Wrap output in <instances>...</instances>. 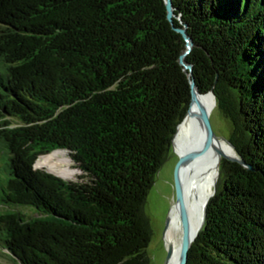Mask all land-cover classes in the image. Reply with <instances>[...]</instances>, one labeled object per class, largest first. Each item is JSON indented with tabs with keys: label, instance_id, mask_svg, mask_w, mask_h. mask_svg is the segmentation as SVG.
Listing matches in <instances>:
<instances>
[{
	"label": "trees",
	"instance_id": "16d2710c",
	"mask_svg": "<svg viewBox=\"0 0 264 264\" xmlns=\"http://www.w3.org/2000/svg\"><path fill=\"white\" fill-rule=\"evenodd\" d=\"M170 2L171 22L163 0H0L4 264H149L142 206L189 101L183 25L249 166L219 159L185 264H264V0Z\"/></svg>",
	"mask_w": 264,
	"mask_h": 264
},
{
	"label": "bare ground",
	"instance_id": "6f19581e",
	"mask_svg": "<svg viewBox=\"0 0 264 264\" xmlns=\"http://www.w3.org/2000/svg\"><path fill=\"white\" fill-rule=\"evenodd\" d=\"M197 104L211 111L214 101L211 94H198L196 101L188 105L186 115L178 125L172 139L173 150L180 155L184 151L198 148L203 139V131L197 117ZM215 148H210L204 154L184 163L178 170V180L181 190L182 203L185 208L189 233L192 235L198 228L201 221V213L207 197L212 191L213 182L216 178V166L219 159V152L232 155L234 152L227 142L219 140ZM178 235L174 238L173 235ZM180 239V223L178 202L171 204L167 217V226L164 230V242L170 247V256L166 264H176L178 245Z\"/></svg>",
	"mask_w": 264,
	"mask_h": 264
},
{
	"label": "rangeland",
	"instance_id": "374dc122",
	"mask_svg": "<svg viewBox=\"0 0 264 264\" xmlns=\"http://www.w3.org/2000/svg\"><path fill=\"white\" fill-rule=\"evenodd\" d=\"M209 121L214 134L218 138H227L229 124L216 109H211L209 113ZM172 149L173 145H170L167 158L155 172L153 182L147 191L145 201L142 206V210L148 218V224L151 230L150 239L144 248L149 264H163L165 257L166 245L164 242V232L162 233V231L165 218L168 217L171 204L175 202L171 170L173 162L176 158V153ZM52 160L59 163V168L56 169L57 171L64 169L71 172L67 175V177H61L62 179L74 180L79 174V170L74 167L66 151L59 154L58 157L52 158ZM40 169L60 177L56 171H50L45 167H41ZM173 236L174 238H178L177 234ZM5 261L6 260L3 258H0V263L4 264L3 262Z\"/></svg>",
	"mask_w": 264,
	"mask_h": 264
},
{
	"label": "water",
	"instance_id": "95a60500",
	"mask_svg": "<svg viewBox=\"0 0 264 264\" xmlns=\"http://www.w3.org/2000/svg\"><path fill=\"white\" fill-rule=\"evenodd\" d=\"M163 3H164V7H165V18L167 19V21L171 22V17L173 16L171 2H170V0H163ZM173 30L178 32L181 35V37L183 38L184 43H185L184 44V46H185L184 51L178 56V63L182 66L183 70H185V72L187 74V80H188V86H189V101H188V105H189V103L191 101H193V102L196 101V96L198 94H201L197 91L196 86L193 82V79L190 77L191 65L187 64L183 61V56L189 51V49L191 47V40H190L189 36L186 35V33H185V25H183L180 28L173 27ZM207 92H209L211 94L212 99L214 101L212 91L209 89ZM186 112H187V107H186L185 113ZM209 113H210V111L208 112V110H206L205 108H203L202 106L197 104L196 114H197L198 120L200 122V126L202 128V131H203L202 142L198 148L184 151L180 155L176 154V158H175L173 165H172V170H171L172 186H173L174 198L178 202L179 223H180V239H179V245H178V255H177L176 264H185L187 249L203 225L204 215H205V204H206L207 199L213 194L215 180H216V178H215V180L213 182V186H212V191H211L210 195L207 197V199L204 203V206L202 208L200 224H199L197 230L192 235H190L189 227H188V218H187V214H186L185 208H184L183 203H182V198H181V190H180V184H179V180H178V170H179L181 165H183L184 163L194 159L195 157H198V156L204 154L210 148L216 149L215 143L219 140H223V141L227 142L228 145L230 146V148L233 150V147L228 142V140H226L225 138H218L214 134V132L211 128L210 121H209ZM172 137H173V135H172ZM172 137H171L170 144H172ZM216 151L219 154V159L225 158L227 160L235 161V162H237V163H239V164H241L247 168L249 167L248 165H245L242 160L238 159L234 153L232 155H226V154L219 152L218 150H216ZM219 159H218V162H219ZM217 168H218V163L216 166V176L218 173ZM166 226H167V217L165 218L162 233L164 232ZM169 256H170V247L166 246L163 264H166Z\"/></svg>",
	"mask_w": 264,
	"mask_h": 264
}]
</instances>
